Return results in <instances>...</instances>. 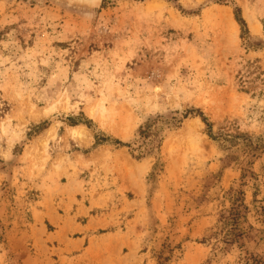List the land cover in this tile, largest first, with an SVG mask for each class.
Here are the masks:
<instances>
[{"label": "rangeland", "instance_id": "1", "mask_svg": "<svg viewBox=\"0 0 264 264\" xmlns=\"http://www.w3.org/2000/svg\"><path fill=\"white\" fill-rule=\"evenodd\" d=\"M236 6L264 45V0H0V264H264Z\"/></svg>", "mask_w": 264, "mask_h": 264}, {"label": "trees", "instance_id": "2", "mask_svg": "<svg viewBox=\"0 0 264 264\" xmlns=\"http://www.w3.org/2000/svg\"><path fill=\"white\" fill-rule=\"evenodd\" d=\"M233 15H234V19L237 22V24L239 25L240 29H241V38L243 39L245 46H247L248 48H262L264 45L262 44V40L258 39V42L256 44H253L249 41V35H248V31L246 28V23L245 20L243 19V17L241 16V11L239 7H234L233 8ZM264 29V26H263ZM193 111V110H191ZM189 114V113H188ZM196 115H198L201 120L205 123L206 127H207V134L211 137V138H215L211 132V123L208 121V119L198 110H196ZM77 122H72V124H76ZM217 137V136H216ZM235 135H231V134H226L224 133L222 138L224 141H231V138H235ZM119 143V141H118Z\"/></svg>", "mask_w": 264, "mask_h": 264}, {"label": "bare ground", "instance_id": "3", "mask_svg": "<svg viewBox=\"0 0 264 264\" xmlns=\"http://www.w3.org/2000/svg\"><path fill=\"white\" fill-rule=\"evenodd\" d=\"M154 5H156L155 3H151V1L149 2V5H148V7L149 8H151V7H153ZM252 28H253V30H255V26L254 25H252ZM159 88H156V90H158ZM102 106V105H101ZM101 110H103V107H102V109ZM50 113V112H49ZM73 132H76V129H74V127H72V129H71ZM78 133V132H77Z\"/></svg>", "mask_w": 264, "mask_h": 264}, {"label": "water", "instance_id": "4", "mask_svg": "<svg viewBox=\"0 0 264 264\" xmlns=\"http://www.w3.org/2000/svg\"><path fill=\"white\" fill-rule=\"evenodd\" d=\"M79 1H81V2H86V3H94V2H99V1H101V0H79Z\"/></svg>", "mask_w": 264, "mask_h": 264}]
</instances>
